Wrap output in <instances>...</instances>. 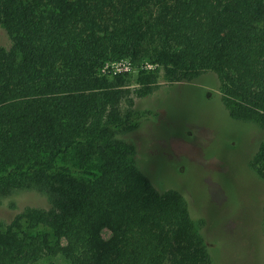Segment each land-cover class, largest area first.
Instances as JSON below:
<instances>
[{"label": "trees", "instance_id": "1", "mask_svg": "<svg viewBox=\"0 0 264 264\" xmlns=\"http://www.w3.org/2000/svg\"><path fill=\"white\" fill-rule=\"evenodd\" d=\"M0 29V193L49 205L0 222V264H214L183 196L122 138L152 113L121 105L153 94L158 71L212 74L227 116L264 134V0H0ZM121 60L154 69L130 90L101 73ZM247 166L264 181V137ZM260 227L264 251V205Z\"/></svg>", "mask_w": 264, "mask_h": 264}, {"label": "rangeland", "instance_id": "2", "mask_svg": "<svg viewBox=\"0 0 264 264\" xmlns=\"http://www.w3.org/2000/svg\"><path fill=\"white\" fill-rule=\"evenodd\" d=\"M7 44L0 29V46ZM127 61L131 69L126 86L133 90L138 71L154 67ZM165 80L158 71L153 94L145 98L130 95L122 102L124 112L133 103L134 111L154 115H147L122 138L135 147L139 168L155 187L174 189L183 196L214 264H261L264 181L249 170L247 162L263 132L227 116L216 99L214 75H202L193 83L168 84ZM48 206L46 197L35 191L14 190L7 196L1 192L0 222L7 224L27 207ZM38 264L67 263L57 256Z\"/></svg>", "mask_w": 264, "mask_h": 264}, {"label": "built area", "instance_id": "3", "mask_svg": "<svg viewBox=\"0 0 264 264\" xmlns=\"http://www.w3.org/2000/svg\"><path fill=\"white\" fill-rule=\"evenodd\" d=\"M130 69V63H128V61L126 60L106 65L105 67H103V69H101V73L113 75L116 73H127Z\"/></svg>", "mask_w": 264, "mask_h": 264}]
</instances>
